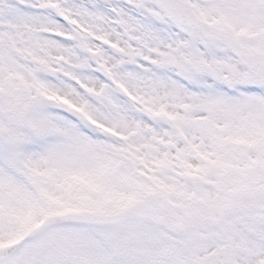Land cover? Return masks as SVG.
I'll list each match as a JSON object with an SVG mask.
<instances>
[{"label":"snow or ice","instance_id":"6c2138e0","mask_svg":"<svg viewBox=\"0 0 264 264\" xmlns=\"http://www.w3.org/2000/svg\"><path fill=\"white\" fill-rule=\"evenodd\" d=\"M0 264H264V0H0Z\"/></svg>","mask_w":264,"mask_h":264}]
</instances>
